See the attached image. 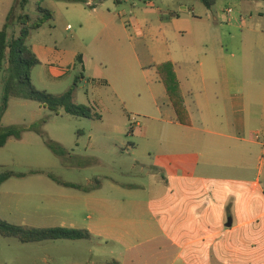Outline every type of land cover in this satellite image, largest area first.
Masks as SVG:
<instances>
[{
    "label": "rangeland",
    "instance_id": "rangeland-1",
    "mask_svg": "<svg viewBox=\"0 0 264 264\" xmlns=\"http://www.w3.org/2000/svg\"><path fill=\"white\" fill-rule=\"evenodd\" d=\"M87 1L92 4L30 0L23 10L19 0H0V18L6 10L7 16L12 11L10 36L20 32V15L28 14L33 22L42 15L40 6L53 13L51 20L31 31L28 44L48 50L51 65L66 74L54 78L49 66L40 64L32 69L33 85L56 96L72 91L73 103L93 109L92 117L86 118L64 109L57 114L32 100L10 99L0 117L1 126L33 129L21 139H9L0 149V174H25L0 187V218L31 228H100L117 236L134 229L130 221L149 217L146 201L165 182L152 167L155 149L147 148L140 132L141 127L153 132V116L158 115L150 89L158 80L154 64L163 53L189 46L198 34L210 42L209 17L215 26L226 23L227 9L234 14L240 11L230 2L243 0H218L211 9L199 0H153V6L148 0ZM243 4L250 5L255 15L264 12V7H254L256 3ZM173 18L177 21L168 25L166 34L161 23ZM102 19L106 26L99 27ZM65 52L71 54L69 61L58 58ZM79 55L87 58V67L78 61ZM261 67L255 69L259 79ZM2 104L0 81V114ZM46 137L65 153L51 151ZM258 141L264 143V134ZM263 149L258 146L259 156L264 157ZM50 175L89 192L95 190L97 199L92 203L89 192L67 187ZM140 255L136 264H172L171 257L158 261L145 247L139 248ZM118 260L131 264L130 255L124 258L122 247L111 239L22 243L0 236V264H111Z\"/></svg>",
    "mask_w": 264,
    "mask_h": 264
},
{
    "label": "crops",
    "instance_id": "crops-1",
    "mask_svg": "<svg viewBox=\"0 0 264 264\" xmlns=\"http://www.w3.org/2000/svg\"><path fill=\"white\" fill-rule=\"evenodd\" d=\"M243 1L264 7V0ZM243 1L230 2L240 11L227 9L226 23L215 26L209 17L210 42L198 34L189 46L163 53L154 64L157 73L156 65L173 63L192 124L178 122L157 73L150 86L158 114L154 131L141 127L140 132L147 148L155 149L152 167L165 182L146 201L149 217L130 221L133 230L111 236L105 229H86L92 238L121 246L131 264L141 257L140 247L158 261L171 257L172 264H264V157L258 155V146L264 147L258 141L264 134V12L255 15ZM8 12L0 18V30ZM176 21L160 27L168 34ZM32 49L52 77L65 76L51 65L48 50ZM70 55L58 58L69 61ZM95 193L89 192L92 203Z\"/></svg>",
    "mask_w": 264,
    "mask_h": 264
},
{
    "label": "trees",
    "instance_id": "trees-1",
    "mask_svg": "<svg viewBox=\"0 0 264 264\" xmlns=\"http://www.w3.org/2000/svg\"><path fill=\"white\" fill-rule=\"evenodd\" d=\"M66 2L87 3V0H61ZM153 1V0H148ZM208 9H211L218 0H199ZM30 0H19L20 7L24 10L28 6ZM116 4H121L123 0H114ZM38 10L42 14L33 22L28 14L19 16L21 25L18 35L9 34V21L12 11L7 16V21L0 30V81L3 83V104L0 117L8 108L10 99H24L38 102L41 106L49 108L51 111L59 113L60 109H64L67 113L80 117H92L93 109L87 105H78L73 103L72 91L63 95L56 96L46 91L35 88L31 78L32 69L41 64L32 47L28 44V37L33 30H37L42 25L53 18V13L46 8L39 7ZM78 61L83 63V57L78 56ZM157 73L165 86L171 104L176 112L179 123L190 126L192 124L191 117L185 105V99L179 80L176 75L175 67L171 61H167L156 65ZM28 129L19 125H11L7 127L1 126L0 118V149L3 148L9 139H21L22 135ZM48 148L57 155H63L65 150L57 142L46 137ZM39 173V171L37 172ZM24 173H15L6 171L0 174V187L3 183L13 177H23ZM55 181L75 189H82L85 192L90 190L84 189L80 185L66 183L58 180L50 175ZM0 236L4 238H16L22 243H36L43 241L57 240H89L92 238L91 233L86 229H75L65 227L54 228H31L23 225L11 224L0 218ZM111 264H119L114 261Z\"/></svg>",
    "mask_w": 264,
    "mask_h": 264
},
{
    "label": "water",
    "instance_id": "water-1",
    "mask_svg": "<svg viewBox=\"0 0 264 264\" xmlns=\"http://www.w3.org/2000/svg\"><path fill=\"white\" fill-rule=\"evenodd\" d=\"M227 226H232V218H229V219H228Z\"/></svg>",
    "mask_w": 264,
    "mask_h": 264
},
{
    "label": "built area",
    "instance_id": "built-area-1",
    "mask_svg": "<svg viewBox=\"0 0 264 264\" xmlns=\"http://www.w3.org/2000/svg\"><path fill=\"white\" fill-rule=\"evenodd\" d=\"M229 12H232V10H231V9H229Z\"/></svg>",
    "mask_w": 264,
    "mask_h": 264
}]
</instances>
